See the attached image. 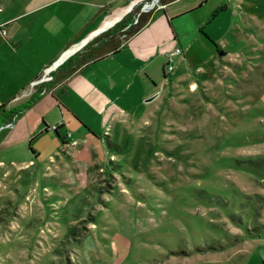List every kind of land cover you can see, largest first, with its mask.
<instances>
[{
    "label": "rangeland",
    "instance_id": "obj_1",
    "mask_svg": "<svg viewBox=\"0 0 264 264\" xmlns=\"http://www.w3.org/2000/svg\"><path fill=\"white\" fill-rule=\"evenodd\" d=\"M247 1L264 14V0ZM225 34V65L174 56L124 121L90 118L88 186L59 188L42 158L0 164V264H263L243 239L264 233V28Z\"/></svg>",
    "mask_w": 264,
    "mask_h": 264
},
{
    "label": "crops",
    "instance_id": "obj_2",
    "mask_svg": "<svg viewBox=\"0 0 264 264\" xmlns=\"http://www.w3.org/2000/svg\"><path fill=\"white\" fill-rule=\"evenodd\" d=\"M131 2L0 0V105L6 104L8 110L21 106L36 91L33 82L46 67L67 50L81 52L82 40L92 41L97 32L121 21L130 13ZM247 4V0H173L153 10L146 24L117 51L81 65L61 83L42 91L13 126L4 129L0 164L15 156L27 165L42 158L52 164L53 170L47 165L45 174L52 175L59 188L70 183L88 186L91 179L86 172H91L94 161L89 146L95 140L90 118L101 117L104 128L132 115L142 99L147 102L153 94L154 82L166 81L174 70L166 71L167 56L177 47L182 49L176 56L185 69L193 60L201 70L208 59L216 68L225 65L227 60L216 56L220 47L229 46L225 33L243 25L264 28V14L247 11ZM230 12L240 13V19L231 21ZM177 79L181 81L179 75ZM53 124L58 125L56 130L50 128ZM72 138L79 144L63 149ZM94 156L95 161L103 160L96 152ZM262 234L250 231L243 243L245 252L264 264ZM255 240L261 241L257 247Z\"/></svg>",
    "mask_w": 264,
    "mask_h": 264
},
{
    "label": "trees",
    "instance_id": "obj_3",
    "mask_svg": "<svg viewBox=\"0 0 264 264\" xmlns=\"http://www.w3.org/2000/svg\"><path fill=\"white\" fill-rule=\"evenodd\" d=\"M173 0H161L162 4H166ZM151 12L142 13L139 16L138 22L129 28H125L129 22L134 21L133 14L124 17L114 26L104 31L100 35L93 38L81 52L72 55L61 66L66 68H59L55 71H50L47 67L34 80L36 91L19 107L14 109H7L6 104L0 105V123L1 125L13 120L15 116H19L23 111L31 107L40 97L42 91L52 89L58 85L67 76L74 73L81 65L92 61L94 59L108 55L111 52L117 51L122 43L128 39L135 32L140 30L150 18ZM75 48L69 50L65 55L67 56L74 51Z\"/></svg>",
    "mask_w": 264,
    "mask_h": 264
},
{
    "label": "built area",
    "instance_id": "obj_4",
    "mask_svg": "<svg viewBox=\"0 0 264 264\" xmlns=\"http://www.w3.org/2000/svg\"><path fill=\"white\" fill-rule=\"evenodd\" d=\"M139 6H140V8H139ZM163 6H164V4H162L161 0H132L131 4L129 6V11H132L136 7H137V9H139V11L137 12L136 17L134 18V21L127 24L125 28H129L133 24H136L138 22L139 16L142 13L152 12L153 10H155L159 7H163ZM109 28H111V26L104 29V30L97 32L95 35L103 33L104 31L108 30ZM89 41L90 40L88 38H84L82 40V43L87 44ZM68 51L69 50H67L59 60H57L55 63L51 64L50 66H48L47 69L50 71L57 69L67 58L71 57V55L74 53V51H73L66 56L65 54ZM181 51H182V49L180 47H177L171 53L168 54L167 65H166V71L167 72H170L173 70V68H174V66H173L174 56L179 54ZM33 85H35L34 82H33ZM45 91H47V90L44 89L43 92H45ZM10 126H12V122H8L3 127H10ZM50 128L53 130H56L58 128V125L53 124ZM71 135H72L71 132H68L67 136L70 137Z\"/></svg>",
    "mask_w": 264,
    "mask_h": 264
},
{
    "label": "water",
    "instance_id": "obj_5",
    "mask_svg": "<svg viewBox=\"0 0 264 264\" xmlns=\"http://www.w3.org/2000/svg\"><path fill=\"white\" fill-rule=\"evenodd\" d=\"M156 95H157V94H156ZM156 95H153V96L149 97V98L147 99V101H150V100H152L153 98H155V97H156Z\"/></svg>",
    "mask_w": 264,
    "mask_h": 264
}]
</instances>
